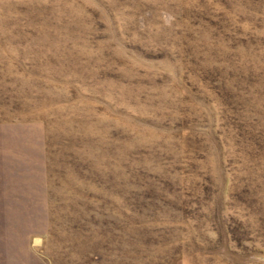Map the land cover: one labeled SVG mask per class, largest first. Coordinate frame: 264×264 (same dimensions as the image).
<instances>
[{"label": "rangeland", "instance_id": "1", "mask_svg": "<svg viewBox=\"0 0 264 264\" xmlns=\"http://www.w3.org/2000/svg\"><path fill=\"white\" fill-rule=\"evenodd\" d=\"M0 264H264V0H0Z\"/></svg>", "mask_w": 264, "mask_h": 264}]
</instances>
